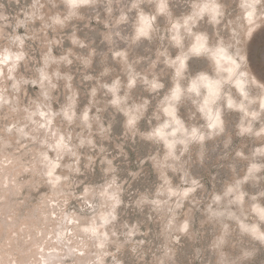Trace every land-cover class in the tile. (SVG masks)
<instances>
[{"label": "rangeland", "instance_id": "obj_1", "mask_svg": "<svg viewBox=\"0 0 264 264\" xmlns=\"http://www.w3.org/2000/svg\"><path fill=\"white\" fill-rule=\"evenodd\" d=\"M158 1L0 0V58L17 57L0 69V264H264V244L240 228L264 234L251 211L264 210L260 89L250 78L246 116L222 95L220 132H207L186 90L217 76V44L264 85V0H162L160 11ZM207 3L215 12L198 13ZM140 14L152 26L135 38ZM194 34L208 49L177 72ZM167 101L200 143L162 145L153 132Z\"/></svg>", "mask_w": 264, "mask_h": 264}, {"label": "bare ground", "instance_id": "obj_2", "mask_svg": "<svg viewBox=\"0 0 264 264\" xmlns=\"http://www.w3.org/2000/svg\"><path fill=\"white\" fill-rule=\"evenodd\" d=\"M68 6H81L86 5L89 0H64ZM160 1V2H159ZM158 4L156 5L157 10L160 11L159 8L163 7L162 0H159ZM251 1V0H249ZM245 3L249 4L248 1H245ZM208 7V8H207ZM216 4L215 3H207L203 6H201L198 9V13L202 14L203 10L210 9L212 11L215 10ZM215 12V11H214ZM253 8L252 6L249 9H246L245 15L247 16V21L250 23L253 21ZM199 15V14H198ZM200 16V15H199ZM201 17V16H200ZM214 17V14L211 15V18ZM187 19L183 20V23L185 25H188ZM195 23V20H193L192 24ZM152 23L151 18L147 15L140 14L137 19V24L135 26V38H144L147 36L150 32ZM178 23L174 24L173 30H175L176 34H172L174 37L173 41L174 43L178 44L180 42V36L178 34ZM190 26H188L187 30L190 31ZM208 49V46L206 44L205 37L202 34H194L192 38V43L187 48L185 52H181L178 56V62L180 64V67L177 69V72H180L181 69L185 66V61L188 56H191L193 54V57H199L202 56L204 53V50ZM211 55V60L213 63V67L215 72H217V76L215 74L213 76H208L206 74H199L198 76L192 78L189 80L187 84L186 90L191 91L195 94L194 99L197 101V108L200 109L199 115L203 118L206 124V130L207 132H210L213 130L214 127H218L220 132L222 130V119L220 116L219 111V104L218 100L223 95V100L225 103V106L229 110L234 111H241L243 114H247V109L245 107L246 102L249 100V97L247 95V85L251 78L252 82L255 83V85L260 89V96L258 99V109L264 110V85H262L256 78L248 76V73L243 71L241 68H239V63L237 59L235 58L234 54L227 50L223 45L217 44L210 48L208 51ZM12 59L13 62L17 60L16 55L10 57V54L8 51H6L0 58V69L2 65H5L7 68H12L14 63H8L9 59ZM176 72V71H175ZM220 73H223V76L220 75ZM176 74V73H175ZM180 77V76H179ZM179 77H176V79H179ZM229 84V87L232 88L235 91V94L239 97V101L235 102L233 99L232 94L229 91H226L224 88ZM171 95L170 97L176 98L180 95L181 87L179 82H175L171 88ZM171 98V100H172ZM174 101V100H173ZM163 113L165 115V120L160 123L155 129L154 132L158 138L162 141V145L166 148H170L171 146H174L175 141H180L182 143V148H185L184 146L187 145L190 141H197L201 142L203 139L202 132L199 131L196 127H192L190 129H187L184 124L179 120L178 116L175 113L174 103L167 101L164 103L163 106ZM247 112V113H245ZM247 116L248 120L255 119L256 117L253 116L252 113L248 114ZM246 116V115H245ZM49 117L47 118V124L49 125ZM249 129L247 126L242 127V131H246ZM264 133V129L262 130ZM63 142L61 138H58L55 141V144L53 145V148L58 147L60 142ZM170 149H167L169 151ZM264 150V148H263ZM56 163L51 162L48 163L47 171L46 173L48 175H53V172L55 170ZM56 178H51L52 183ZM189 190H184L181 192V196L184 197ZM171 194L170 192H168ZM236 199H239V196H235ZM251 211L254 213L255 217L264 222V210L263 208L258 205L257 203L252 204ZM257 214V216H256ZM108 216L107 213H102L100 215V225H104L105 222H107ZM255 225H251V227H244L243 224L240 225V228H247L248 231L252 232L253 237L257 238L261 243L264 244V234L263 233H255L253 232V228ZM86 230H96L97 227L93 224H90L86 227H84ZM101 234H104V232H101Z\"/></svg>", "mask_w": 264, "mask_h": 264}]
</instances>
